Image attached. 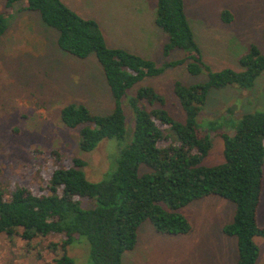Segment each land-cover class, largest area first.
Returning a JSON list of instances; mask_svg holds the SVG:
<instances>
[{"label": "trees", "instance_id": "1", "mask_svg": "<svg viewBox=\"0 0 264 264\" xmlns=\"http://www.w3.org/2000/svg\"><path fill=\"white\" fill-rule=\"evenodd\" d=\"M21 2L57 31L61 51L78 59L96 57L111 93L112 110L94 114L83 104L70 103L61 108L59 118L67 128L81 127L83 152L109 141L111 164L103 180L91 182L83 170L85 161L74 157L71 166H56L39 194L21 186L8 195L0 191V234L26 242L61 236L59 243L46 247L51 254L48 264H74L68 248L80 239L89 245L90 264H122L123 254L136 247L144 222L162 235H186L191 225L180 209L218 196L234 205L232 220L221 231L235 239V264H256L259 248L254 238L264 240V226L258 224L264 185V109L244 114L233 135L215 121L207 124L223 143L224 162L214 166L202 165L212 142L199 116L212 90L230 86L251 92L264 74V54L252 46L239 59L242 71L212 72L203 63L184 0H155L152 21L168 37L164 57L175 50L184 53L183 58L161 66L123 48L109 47L99 23L83 18L62 0H4V7L11 9ZM6 13L0 12V39L8 30ZM220 19L230 24L234 17L222 10ZM183 65L188 74L207 77L191 85L173 83V94L185 114L183 122L170 115L165 96L153 87L141 85L133 95L128 93L145 78ZM124 105L133 116L131 132L126 129ZM227 113L233 114L232 108ZM85 199L89 207L83 206ZM59 251L60 257L52 256Z\"/></svg>", "mask_w": 264, "mask_h": 264}, {"label": "rangeland", "instance_id": "2", "mask_svg": "<svg viewBox=\"0 0 264 264\" xmlns=\"http://www.w3.org/2000/svg\"><path fill=\"white\" fill-rule=\"evenodd\" d=\"M83 18L99 23L106 43L123 48L158 66L184 57L180 50L163 55L167 35L152 21L155 0H62ZM25 3L11 9L0 0V12H7L8 30L0 39V191L8 195L14 188H28L34 194L45 190L58 164L69 167L74 157L85 161L86 178L99 182L109 172V141L91 152L79 149V130L65 127L59 118L70 103L87 106L94 114H107L113 108L110 90L101 66L92 54L78 59L61 51L56 30L45 25L37 12L25 10ZM185 12L205 66L212 72L223 69L242 71L239 59L250 47L264 54L262 28L264 0H184ZM229 10L234 20L223 23L220 12ZM204 73L192 76L185 66L166 69L147 77L139 86H151L166 98L170 115L183 122L185 114L173 94V83L191 85L206 81ZM251 91L226 87L212 90L199 122L212 142L202 161L204 166L224 162L222 139L207 128L215 121L230 135L246 113L264 109V74ZM232 108V113H227ZM126 129L133 128V116L124 105ZM55 152L59 153V157ZM111 152V150H110ZM143 171L147 169L142 167ZM85 207L90 202L82 200ZM191 225L186 235H162L144 222L138 230V243L123 254L122 264H235V239L225 236L222 227L231 222L234 205L218 196H209L180 209ZM258 224L264 226V185L258 207ZM62 237L50 235L29 242L0 234V264H43L51 259L46 247ZM259 248L256 264H264V240L255 237ZM61 251L55 258L60 257ZM74 264H90L89 245L80 239L68 248Z\"/></svg>", "mask_w": 264, "mask_h": 264}]
</instances>
